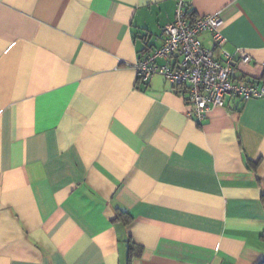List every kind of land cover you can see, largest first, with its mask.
<instances>
[{
  "label": "crops",
  "instance_id": "obj_1",
  "mask_svg": "<svg viewBox=\"0 0 264 264\" xmlns=\"http://www.w3.org/2000/svg\"><path fill=\"white\" fill-rule=\"evenodd\" d=\"M177 1L0 0V264L263 260L264 97L197 121L137 78ZM185 1L263 83L264 0Z\"/></svg>",
  "mask_w": 264,
  "mask_h": 264
},
{
  "label": "built area",
  "instance_id": "obj_2",
  "mask_svg": "<svg viewBox=\"0 0 264 264\" xmlns=\"http://www.w3.org/2000/svg\"><path fill=\"white\" fill-rule=\"evenodd\" d=\"M222 24L218 13L196 16L185 0H178L174 21L163 29L162 45L135 65L138 81L147 84L154 75L163 76L185 98L188 114L197 121L211 109L224 107L227 98L244 102L264 97V82L233 78L234 67L249 63L251 57L242 49L236 55L223 50ZM204 33L210 34L212 49L202 45L199 37Z\"/></svg>",
  "mask_w": 264,
  "mask_h": 264
},
{
  "label": "trees",
  "instance_id": "obj_3",
  "mask_svg": "<svg viewBox=\"0 0 264 264\" xmlns=\"http://www.w3.org/2000/svg\"><path fill=\"white\" fill-rule=\"evenodd\" d=\"M134 249H135V248H134L132 245L129 246V249H128V250H129V254H128L129 259L132 258V256L134 255ZM129 259H128V260H129ZM258 264H264V258H263V260H262L261 262H259Z\"/></svg>",
  "mask_w": 264,
  "mask_h": 264
}]
</instances>
